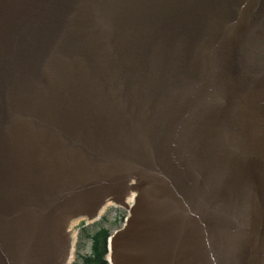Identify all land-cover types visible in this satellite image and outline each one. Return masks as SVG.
Returning <instances> with one entry per match:
<instances>
[{"label": "water", "instance_id": "water-1", "mask_svg": "<svg viewBox=\"0 0 264 264\" xmlns=\"http://www.w3.org/2000/svg\"><path fill=\"white\" fill-rule=\"evenodd\" d=\"M100 226L108 264H264V0H0V264Z\"/></svg>", "mask_w": 264, "mask_h": 264}, {"label": "trees", "instance_id": "trees-1", "mask_svg": "<svg viewBox=\"0 0 264 264\" xmlns=\"http://www.w3.org/2000/svg\"><path fill=\"white\" fill-rule=\"evenodd\" d=\"M109 230L100 226L91 235V254L84 259V264H107V241Z\"/></svg>", "mask_w": 264, "mask_h": 264}]
</instances>
